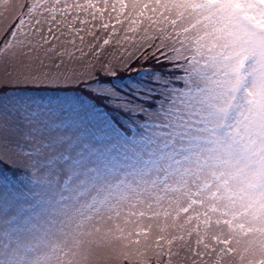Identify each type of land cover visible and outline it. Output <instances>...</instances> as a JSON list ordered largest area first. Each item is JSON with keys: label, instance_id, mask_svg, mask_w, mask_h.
<instances>
[{"label": "rangeland", "instance_id": "obj_1", "mask_svg": "<svg viewBox=\"0 0 264 264\" xmlns=\"http://www.w3.org/2000/svg\"><path fill=\"white\" fill-rule=\"evenodd\" d=\"M5 2L14 16L16 0ZM176 48L178 55L166 51L178 62L154 48L139 62L138 52L116 63L119 77L153 57L150 64L177 70L145 76L148 83H101L116 75L97 66V76L68 83L3 85L18 91L0 98V116L5 107L8 115L0 130V264H66L65 253L102 217L155 214L264 164L256 59L232 68ZM23 151L38 155L25 159Z\"/></svg>", "mask_w": 264, "mask_h": 264}, {"label": "snow or ice", "instance_id": "obj_2", "mask_svg": "<svg viewBox=\"0 0 264 264\" xmlns=\"http://www.w3.org/2000/svg\"><path fill=\"white\" fill-rule=\"evenodd\" d=\"M16 2L12 16L0 0V98L18 91L3 85L68 83L97 76V66L116 75V63L147 53L149 45L178 62L173 53L178 55L179 45L232 68L254 57L255 111L264 113V0ZM150 63L154 57L145 67ZM7 120L5 107L0 130ZM26 135L31 138V132ZM65 255L66 264H264V164L155 214L104 216Z\"/></svg>", "mask_w": 264, "mask_h": 264}, {"label": "trees", "instance_id": "obj_3", "mask_svg": "<svg viewBox=\"0 0 264 264\" xmlns=\"http://www.w3.org/2000/svg\"><path fill=\"white\" fill-rule=\"evenodd\" d=\"M149 47V46H148ZM154 50V48H152V47H149V51L147 52V53H144V54H142V53H140L139 55H137L135 58H134V60L133 61H137V62H139V61H141L144 57H148V56H151V52ZM140 65H142L143 66V68H140V69H137V71L134 69V67H129V68H127L123 73H125L126 71H130V70H135V71H133V72H130V73H127L125 76H127V77H130V76H133L135 73H137L138 71H140V70H143V71H146V70H148L149 69V71L151 70V72H148V74L150 75V77L151 76H153L154 75V73L155 74H168V73H171L170 75H173V74H176L177 73V70H173V66H171V65H166V64H160V63H157V64H147V67H145L144 65H145V62H140ZM145 69V70H144ZM125 76H123V77H125ZM116 79L117 78H122V77H119V73L118 74H116ZM103 99V100H105V102H104V104H106V103H108V101H109V99H110V97L109 96H106V97H103V96H101V97H99V99ZM108 106V105H107ZM107 108V107H106ZM108 113H110L111 112V110H108L107 111ZM120 124V123H119ZM120 125H122V124H120Z\"/></svg>", "mask_w": 264, "mask_h": 264}]
</instances>
